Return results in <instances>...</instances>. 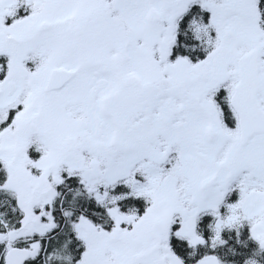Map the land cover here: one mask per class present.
I'll return each mask as SVG.
<instances>
[{
  "label": "snow or ice",
  "instance_id": "6c2138e0",
  "mask_svg": "<svg viewBox=\"0 0 264 264\" xmlns=\"http://www.w3.org/2000/svg\"><path fill=\"white\" fill-rule=\"evenodd\" d=\"M0 264H264V0H0Z\"/></svg>",
  "mask_w": 264,
  "mask_h": 264
}]
</instances>
